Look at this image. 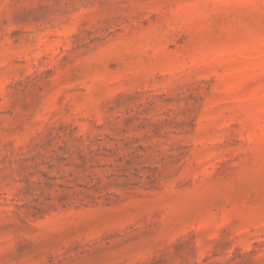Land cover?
Listing matches in <instances>:
<instances>
[{
  "label": "rangeland",
  "instance_id": "rangeland-1",
  "mask_svg": "<svg viewBox=\"0 0 264 264\" xmlns=\"http://www.w3.org/2000/svg\"><path fill=\"white\" fill-rule=\"evenodd\" d=\"M0 264H264V0H0Z\"/></svg>",
  "mask_w": 264,
  "mask_h": 264
}]
</instances>
